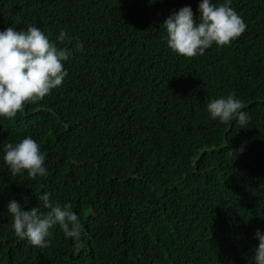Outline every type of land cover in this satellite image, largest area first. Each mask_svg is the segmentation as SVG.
I'll list each match as a JSON object with an SVG mask.
<instances>
[{"label": "trees", "instance_id": "16d2710c", "mask_svg": "<svg viewBox=\"0 0 264 264\" xmlns=\"http://www.w3.org/2000/svg\"><path fill=\"white\" fill-rule=\"evenodd\" d=\"M186 5L198 15V0H0V30L34 24L58 43L64 29L84 45L62 86L0 117V146L32 136L48 169L12 175L0 153V264H252L264 229V0H232L246 31L191 58L163 39ZM229 93L245 128L208 114ZM42 192L71 203L78 238L56 227L40 248L15 235L7 200L44 211Z\"/></svg>", "mask_w": 264, "mask_h": 264}, {"label": "clouds", "instance_id": "9594fccd", "mask_svg": "<svg viewBox=\"0 0 264 264\" xmlns=\"http://www.w3.org/2000/svg\"><path fill=\"white\" fill-rule=\"evenodd\" d=\"M231 5L232 0H198V15H194L190 5L171 13L163 22L167 47L177 55L191 58L202 56L213 45L231 44L247 28ZM56 41L58 43H53L48 34L34 24L20 30L15 26L0 30V117L14 118L26 103L42 99L62 86L68 76L65 63L75 51H82L84 45L64 29L59 31ZM73 41L74 47L70 46ZM207 111L212 120L222 123L235 120L240 128H245L251 119L235 93L211 99ZM238 151L242 152L243 147ZM0 153L12 175L26 172L33 180L48 175L47 154L32 136L3 144ZM38 199L44 211L40 206L25 210L27 203L22 204L14 197L7 200L11 228L20 240H27L35 247H47L51 230L56 227L66 238L81 235L80 219L71 203H54L49 192H42ZM254 238L257 245L252 264H264V229H257Z\"/></svg>", "mask_w": 264, "mask_h": 264}]
</instances>
